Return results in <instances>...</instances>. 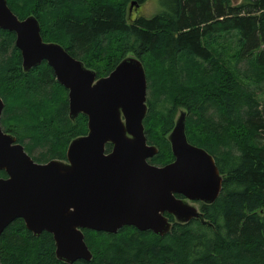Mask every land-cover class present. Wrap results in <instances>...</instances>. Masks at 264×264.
<instances>
[{
  "label": "trees",
  "instance_id": "trees-1",
  "mask_svg": "<svg viewBox=\"0 0 264 264\" xmlns=\"http://www.w3.org/2000/svg\"><path fill=\"white\" fill-rule=\"evenodd\" d=\"M133 1L147 0L6 3L20 20L35 17L43 41L60 44L97 79L128 54L140 60L144 133L157 148L149 163L172 162L167 137L184 110L188 142L214 158L222 177L214 202L200 203L207 222L177 223L166 214L172 226L162 236L132 226L83 229L92 258L65 263L50 233L34 236L17 219L0 234L1 264H264V100L250 88L264 86V0H159V13L131 20ZM14 39L0 29L2 130L38 163L65 160L68 143L87 133V119H69L67 89L45 61L23 71Z\"/></svg>",
  "mask_w": 264,
  "mask_h": 264
},
{
  "label": "water",
  "instance_id": "water-1",
  "mask_svg": "<svg viewBox=\"0 0 264 264\" xmlns=\"http://www.w3.org/2000/svg\"><path fill=\"white\" fill-rule=\"evenodd\" d=\"M133 6L138 5L130 3L129 17ZM0 29L14 34L24 72L43 61L52 69L56 82L68 90L69 119L79 114L87 119V133L70 141L64 161L38 163L2 130L0 98V171L5 173L0 177V234L21 219L34 236L51 234L57 259L74 263L92 258L83 229L116 233L132 226L162 236L172 226L165 214L179 223L207 222L186 201L213 203L222 177L214 158L188 142L185 112L167 137L172 162H148L157 149L144 133L146 78L139 59L128 56L96 79L60 44L44 42L37 19H18L6 0H0Z\"/></svg>",
  "mask_w": 264,
  "mask_h": 264
},
{
  "label": "rangeland",
  "instance_id": "rangeland-1",
  "mask_svg": "<svg viewBox=\"0 0 264 264\" xmlns=\"http://www.w3.org/2000/svg\"><path fill=\"white\" fill-rule=\"evenodd\" d=\"M241 0H231V3L234 5V4H239ZM162 5L161 3L159 2V0H147L144 4H142L138 10L136 11L133 7L132 9V14H131V17L133 20L135 17L137 16H143L145 18H151L153 17L154 15H156L157 13H159L162 9ZM135 11V12H134ZM130 55V54H128ZM250 88H251V91H255L259 97L260 100H264V86H260V88L256 89L254 88L252 85H250ZM148 93V92H147ZM181 112H185L184 110H178L175 114V117H174V122L175 120L177 119V117L179 116V114ZM185 117H186V112H185ZM87 127V126H86ZM147 140V139H146ZM70 143V142H69ZM68 143V145H69ZM67 145V147H68ZM66 147V149H67ZM155 147V146H154ZM156 148V147H155ZM157 149V148H156ZM66 152V151H65ZM31 157H34V154H30ZM173 156V155H172ZM60 161H63V160H60ZM187 204H189L190 206H193L194 208H196L197 210L200 209V203L201 202H198V201H186ZM167 217V216H166ZM175 220V219H174ZM176 222V220H175Z\"/></svg>",
  "mask_w": 264,
  "mask_h": 264
},
{
  "label": "bare ground",
  "instance_id": "bare-ground-1",
  "mask_svg": "<svg viewBox=\"0 0 264 264\" xmlns=\"http://www.w3.org/2000/svg\"><path fill=\"white\" fill-rule=\"evenodd\" d=\"M77 60H78V59H77ZM79 61H80V60H79ZM119 63H120V62H119ZM119 63H118V64H119ZM118 64H117V65H118ZM67 96H68V90H67Z\"/></svg>",
  "mask_w": 264,
  "mask_h": 264
},
{
  "label": "flooded vegetation",
  "instance_id": "flooded-vegetation-1",
  "mask_svg": "<svg viewBox=\"0 0 264 264\" xmlns=\"http://www.w3.org/2000/svg\"><path fill=\"white\" fill-rule=\"evenodd\" d=\"M137 10H138V9H137ZM137 10H136V11H137ZM134 12H135V11H134Z\"/></svg>",
  "mask_w": 264,
  "mask_h": 264
}]
</instances>
